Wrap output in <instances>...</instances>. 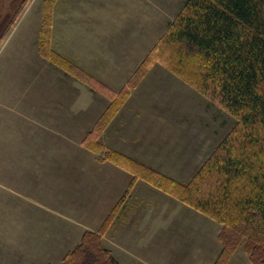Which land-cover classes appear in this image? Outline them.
Returning a JSON list of instances; mask_svg holds the SVG:
<instances>
[{
    "label": "crops",
    "instance_id": "crops-1",
    "mask_svg": "<svg viewBox=\"0 0 264 264\" xmlns=\"http://www.w3.org/2000/svg\"><path fill=\"white\" fill-rule=\"evenodd\" d=\"M89 1H70L73 12H87L89 21L68 25L77 32L82 29L86 39L82 56L72 51L67 54L100 82L121 91L136 71V64H132L133 69L129 68L130 62L139 59L131 56V46L146 45L148 30L154 29L153 10L147 5L144 8L142 3L133 5L135 11L143 14L131 24L123 21L124 11H130L125 9L130 0H105L95 4ZM11 58L0 68V264H61L84 232L97 230L108 210L124 195L132 193L133 196L135 188L140 186L157 195L161 189L141 178L133 181V173L113 161L90 160V153L84 159L74 158L75 141L82 138L78 135L96 124L110 103L105 94L82 81V90L76 95L75 76L56 66L55 73L66 78L63 84L68 87L55 85L58 74L51 77L50 83L43 84V74L31 67L26 55L23 68L16 71ZM116 61L128 64L123 68ZM155 89L151 92L147 87L134 89L105 128L102 139L107 148L142 158L169 175L172 170L163 159L178 145L180 118L166 116L172 115L168 110L171 88ZM147 152H151L152 158ZM153 153L162 161L155 160ZM68 158H73L72 162ZM164 194L168 195V201L181 202L185 210L191 211L192 225L197 226L201 237L214 235L220 243V223L178 198ZM133 197H130L132 205ZM117 252L120 254L115 252L114 256L118 264H135L137 260L151 263L146 253L143 259H134L130 248L121 246ZM202 252V249L198 251L200 261ZM219 253L214 255V260ZM237 255L233 254L228 264L235 263ZM239 262L251 264L246 254H241Z\"/></svg>",
    "mask_w": 264,
    "mask_h": 264
},
{
    "label": "trees",
    "instance_id": "trees-1",
    "mask_svg": "<svg viewBox=\"0 0 264 264\" xmlns=\"http://www.w3.org/2000/svg\"><path fill=\"white\" fill-rule=\"evenodd\" d=\"M153 61L189 80L237 118L193 176L188 181L177 180L135 157L104 148L99 138L93 142L85 136L84 140L105 150L102 159L132 172L133 181L144 179L220 223L222 248L213 264H226L240 248L251 264H264V0H186L131 79L141 76L145 64ZM71 64L104 93L121 95V105L128 84L114 92ZM117 100L111 99L97 125L107 124ZM122 201L97 231L84 232L61 264H118L102 236Z\"/></svg>",
    "mask_w": 264,
    "mask_h": 264
},
{
    "label": "rangeland",
    "instance_id": "rangeland-1",
    "mask_svg": "<svg viewBox=\"0 0 264 264\" xmlns=\"http://www.w3.org/2000/svg\"><path fill=\"white\" fill-rule=\"evenodd\" d=\"M70 1L71 0H23L22 5L18 8L19 11L17 10L16 15L9 21L8 17H11L14 12V7L18 0H0V26L8 19V23L4 30V36L0 41V68L8 57H13L11 58L13 70L22 69L23 60L26 55L30 60V64L33 65L31 67L37 68L36 70H40L41 74H43V84L50 83L51 77L58 74V80L55 85L57 84L58 87L64 88L68 87L66 86L67 84H63L66 78L62 77L59 72L55 73L56 70L54 66H56L60 71L69 72L75 76L76 95L82 90L81 82L84 81L85 83L88 82L94 91L105 94V96L110 99V102L112 98H118L117 105L114 106L107 124L100 126L97 125V122L110 103H108L109 105L104 109L96 124L91 126L86 133L83 134L80 132L78 135L82 138L75 141L74 158L77 160L84 159L86 153H90V160L100 162L109 160L106 158L102 159L103 156L105 157V150L103 148L100 150L94 143L90 144L86 142L84 140L85 136L88 140H92L93 142L98 138L101 139L105 148L106 143L102 139L104 130L121 106L124 105L134 89L139 88L140 90L142 87L143 89L147 87L151 92L154 87H156L155 91H161L168 86L172 90V99H168L171 101V106L170 108L168 107V110H171L172 115L166 116L170 119L179 117L180 120L178 124L181 131L179 133V141L177 142L178 145H174L171 152L167 153L168 155L163 161L165 160V164L172 170L168 172V176L179 178L177 180L188 181L195 173V170L201 166L202 162L230 132L237 121L236 116L205 95L189 80L173 72L169 67L159 61H153V63L148 65L145 64L144 67L146 70L141 76L133 77L132 79L131 76L127 80L126 85L128 84L130 86L129 92L125 94L121 100V105L118 106L121 95L118 93H104V89L96 87L94 82H89L85 75L83 76L79 71H75V69L72 68V61L76 65L78 63L70 59L67 53L70 54L72 51L71 53L81 55L83 51V42L86 37L83 36L82 29H78L79 31L77 32V30L68 28V25L72 26L75 21L87 22L89 21V17L87 12L85 14H83V11L79 13L73 12L74 6H71ZM91 1L94 2V4L96 2H105V0ZM91 1L88 3H91ZM185 1L186 0H130L131 4H126L127 7L125 9L130 8V11H124V22L129 21L128 23L133 24L136 19L142 16L143 13L135 11V8L133 9V5L140 3L144 5V8L147 5L149 10L152 9L155 18L154 29L151 30L149 28L148 30V37L146 38L147 44L142 46L141 43H139L138 45L131 46L133 50V55L131 56H137L139 59L137 62H130V69L135 67L132 66V64H136V69L140 67L148 53L152 51L158 44L161 36L167 31L169 23L175 19L181 11ZM151 45L153 46L151 47ZM142 47H144L143 52L140 50ZM54 50L60 54L58 58L54 56ZM145 51H148V53L144 59L141 60L140 57L144 55ZM140 53L142 54L140 55ZM116 63L121 64L123 68L128 64L127 61H116ZM166 73L168 76H166ZM160 74L165 76L162 77ZM126 85L124 87H126ZM154 95L156 96V93ZM79 129H82V125H79ZM92 129H94L93 134L88 135L89 131ZM68 145L70 151V148H72L70 142ZM183 146L185 149L182 151ZM178 149L179 152H175ZM147 153L150 154L152 158L151 152ZM153 155L155 160L162 161L156 153H153ZM135 158L152 166L142 158ZM67 160L72 162L73 158H68ZM144 188L145 186H143V189L141 186L135 188L133 193L134 197L132 193L122 197L123 201L119 204L118 209L114 213L113 224L102 236L104 245L117 254H120L117 251H119L121 246L123 249L130 248L134 259H143L146 253L151 260V263L147 264H213L215 261L213 258L215 257L214 255L220 252L222 248L221 244L217 243L214 239V235L210 237L209 235H203V237H201L198 234L197 226L192 225L193 219L190 217L191 211L185 210V205L181 202H177L176 200L174 202L168 201L169 197L164 194L166 192L165 190L161 189L164 193L160 190V193L157 195L147 189L144 190ZM130 197H133L132 202L134 205L131 204ZM115 205L116 203L108 210L103 220L108 216ZM99 227L100 225L97 230ZM219 227L221 228V224ZM200 249L203 250L201 261L198 256V251ZM124 252L125 250L123 253ZM208 252H211V254ZM125 253L127 254V252ZM233 254H239L236 256L237 259L233 264L241 263L239 262L241 254H246L248 256V254L240 248L231 254L226 264L229 263ZM138 262L146 263L137 260V263Z\"/></svg>",
    "mask_w": 264,
    "mask_h": 264
},
{
    "label": "flooded vegetation",
    "instance_id": "flooded-vegetation-1",
    "mask_svg": "<svg viewBox=\"0 0 264 264\" xmlns=\"http://www.w3.org/2000/svg\"><path fill=\"white\" fill-rule=\"evenodd\" d=\"M22 3H23V0H18V2L16 3V5H15V7H14V12L12 13L11 17L9 16L10 18L8 17L9 21H10L11 19H13V17L16 15L17 10H18V8L22 5ZM18 11H19V10H18ZM8 19H7V21H8ZM7 21L4 22L2 26H0V41L2 40V38H3V36H4L5 26H6V24L8 23ZM0 23H1V22H0Z\"/></svg>",
    "mask_w": 264,
    "mask_h": 264
}]
</instances>
